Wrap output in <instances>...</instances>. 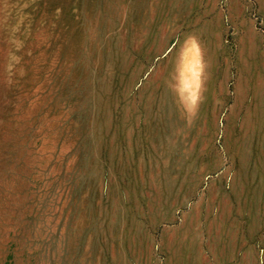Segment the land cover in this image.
I'll list each match as a JSON object with an SVG mask.
<instances>
[{"label":"rangeland","instance_id":"1","mask_svg":"<svg viewBox=\"0 0 264 264\" xmlns=\"http://www.w3.org/2000/svg\"><path fill=\"white\" fill-rule=\"evenodd\" d=\"M227 7L0 0V264H264V25Z\"/></svg>","mask_w":264,"mask_h":264},{"label":"crops","instance_id":"2","mask_svg":"<svg viewBox=\"0 0 264 264\" xmlns=\"http://www.w3.org/2000/svg\"><path fill=\"white\" fill-rule=\"evenodd\" d=\"M228 17L234 23L239 20L235 25L237 29L245 30V33L239 35V43L243 42L244 37L259 39L257 33L252 30V22L246 18L249 10L257 11L258 15L262 19V24L264 25V0H228ZM220 25V24H219ZM221 30V25L219 27ZM262 68V72H261ZM260 73H262V85L264 88V58L261 64ZM204 96V95H203ZM205 97V96H204ZM214 98H218L214 96ZM220 99H215L214 107L220 106ZM231 110H233L231 108ZM204 175V172L202 173ZM199 237V236H198ZM239 240V241H237ZM252 236H238L234 235V246H232V260H235L233 264H253L252 255ZM231 250V249H230Z\"/></svg>","mask_w":264,"mask_h":264},{"label":"clouds","instance_id":"3","mask_svg":"<svg viewBox=\"0 0 264 264\" xmlns=\"http://www.w3.org/2000/svg\"><path fill=\"white\" fill-rule=\"evenodd\" d=\"M191 38V37H190ZM179 47V46H178ZM202 87H203V83H202Z\"/></svg>","mask_w":264,"mask_h":264}]
</instances>
